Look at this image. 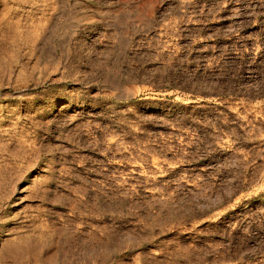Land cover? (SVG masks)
Here are the masks:
<instances>
[{"label":"rangeland","instance_id":"1","mask_svg":"<svg viewBox=\"0 0 264 264\" xmlns=\"http://www.w3.org/2000/svg\"><path fill=\"white\" fill-rule=\"evenodd\" d=\"M0 264H264V0H0Z\"/></svg>","mask_w":264,"mask_h":264},{"label":"bare ground","instance_id":"2","mask_svg":"<svg viewBox=\"0 0 264 264\" xmlns=\"http://www.w3.org/2000/svg\"><path fill=\"white\" fill-rule=\"evenodd\" d=\"M14 43V42H13ZM15 53V52H14ZM13 57V56H12Z\"/></svg>","mask_w":264,"mask_h":264}]
</instances>
